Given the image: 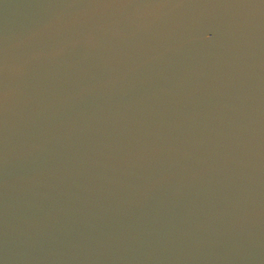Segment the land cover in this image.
<instances>
[{
  "label": "water",
  "instance_id": "95a60500",
  "mask_svg": "<svg viewBox=\"0 0 264 264\" xmlns=\"http://www.w3.org/2000/svg\"><path fill=\"white\" fill-rule=\"evenodd\" d=\"M0 264H264V0H0Z\"/></svg>",
  "mask_w": 264,
  "mask_h": 264
}]
</instances>
